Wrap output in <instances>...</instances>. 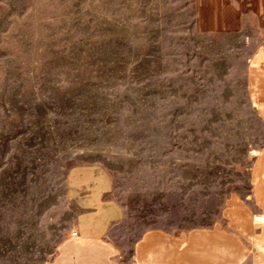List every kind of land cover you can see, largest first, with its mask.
<instances>
[{
  "label": "rangeland",
  "instance_id": "obj_1",
  "mask_svg": "<svg viewBox=\"0 0 264 264\" xmlns=\"http://www.w3.org/2000/svg\"><path fill=\"white\" fill-rule=\"evenodd\" d=\"M263 67L264 32L201 34L193 0H0V264L73 235L74 166L111 178L127 252L152 229L251 246L232 217L264 224Z\"/></svg>",
  "mask_w": 264,
  "mask_h": 264
},
{
  "label": "crops",
  "instance_id": "obj_2",
  "mask_svg": "<svg viewBox=\"0 0 264 264\" xmlns=\"http://www.w3.org/2000/svg\"><path fill=\"white\" fill-rule=\"evenodd\" d=\"M193 13L194 26L201 34L264 32V0H193ZM256 95L264 115V67ZM68 176L69 190L80 213L75 232L49 264H129L126 255L130 252L132 264H264V224L257 231L249 212L241 206H235L232 218L236 228L251 240V246L220 228L186 235L152 229L127 252L116 239L125 214L112 196L109 175L97 168L74 166ZM254 179L264 220V154Z\"/></svg>",
  "mask_w": 264,
  "mask_h": 264
}]
</instances>
